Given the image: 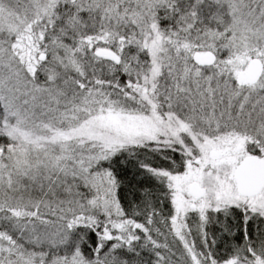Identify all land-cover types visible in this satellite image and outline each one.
Masks as SVG:
<instances>
[{"label": "snow or ice", "instance_id": "6c2138e0", "mask_svg": "<svg viewBox=\"0 0 264 264\" xmlns=\"http://www.w3.org/2000/svg\"><path fill=\"white\" fill-rule=\"evenodd\" d=\"M0 264H264V0H0Z\"/></svg>", "mask_w": 264, "mask_h": 264}]
</instances>
